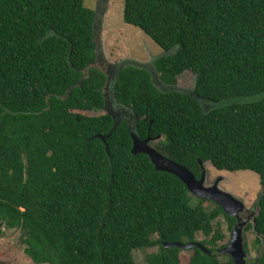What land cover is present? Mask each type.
I'll return each mask as SVG.
<instances>
[{
	"label": "trees",
	"instance_id": "obj_1",
	"mask_svg": "<svg viewBox=\"0 0 264 264\" xmlns=\"http://www.w3.org/2000/svg\"><path fill=\"white\" fill-rule=\"evenodd\" d=\"M124 22L163 51L153 61L161 87L127 64L109 88L133 124L107 110V75L93 67L97 10L0 0V228L22 233L34 264H136L134 252L153 247L146 264H184V250L164 243L198 234L212 255L193 248L187 264H235L218 254L227 235L217 220L231 218L210 201L194 205L178 177L134 155L131 133L159 138L161 154L197 175L199 160L259 175L263 248L264 0H125ZM185 72L193 93L177 88Z\"/></svg>",
	"mask_w": 264,
	"mask_h": 264
},
{
	"label": "rangeland",
	"instance_id": "obj_2",
	"mask_svg": "<svg viewBox=\"0 0 264 264\" xmlns=\"http://www.w3.org/2000/svg\"><path fill=\"white\" fill-rule=\"evenodd\" d=\"M87 8L97 10L98 13V60L93 66L95 68L104 69V65L117 64H134L149 68L154 76L155 82L159 87L162 86L158 73L154 70L153 61L156 57L163 54L162 49L156 45L141 30L124 22L125 0H109L108 3L103 0H84ZM196 83V77L190 72H185L178 77L177 88L182 91L193 93ZM108 92V91H107ZM109 93V92H108ZM206 110L212 109V104L204 103ZM106 113V111L91 112L89 115L98 116ZM155 142L150 145L155 146ZM206 172L209 175L208 183L214 182L216 178H223L220 184L222 190L230 192L235 198L241 200L247 208H254L259 200L263 188L260 183V177L254 172H221L217 171L211 162L205 163ZM196 198V197H195ZM196 198L194 205L198 204ZM207 208H214L213 202L205 203ZM258 208L256 209V214ZM222 224L226 233V222L223 217L217 220ZM22 233L16 230L5 231L0 228V264H34L25 253V245L22 243ZM198 242L204 240L202 234L196 236ZM254 238L249 237L248 242H253ZM254 245V244H253ZM264 250V247L261 248ZM158 250L157 247L149 248L144 251H135L134 257L136 264H146V256ZM250 250V257L258 258L260 255L258 248ZM191 253L183 251L181 258L184 264L189 263Z\"/></svg>",
	"mask_w": 264,
	"mask_h": 264
},
{
	"label": "water",
	"instance_id": "obj_3",
	"mask_svg": "<svg viewBox=\"0 0 264 264\" xmlns=\"http://www.w3.org/2000/svg\"><path fill=\"white\" fill-rule=\"evenodd\" d=\"M131 136L133 139L132 153L134 155H148L157 171L168 172L178 177L186 185L189 192L196 198L219 205L224 213L230 217H237L240 212L244 211L246 205L241 200L235 198L230 192L221 189L220 184L223 178H219L213 185L207 184L206 168L201 160H199V164L203 172L201 178L198 179L193 171L161 154L156 148L150 145L151 142H156L159 138L153 139L151 136H148V138L142 139L134 132L131 133ZM98 137L106 142L105 137ZM164 246L166 248H180L184 251L198 248L205 254L212 255V252L200 242H191L188 244H183L181 242H165ZM218 253L220 255H230L235 264H245L247 253L244 247L242 230H235L231 242L223 249L219 250Z\"/></svg>",
	"mask_w": 264,
	"mask_h": 264
},
{
	"label": "flooded vegetation",
	"instance_id": "obj_4",
	"mask_svg": "<svg viewBox=\"0 0 264 264\" xmlns=\"http://www.w3.org/2000/svg\"><path fill=\"white\" fill-rule=\"evenodd\" d=\"M98 60H100V59H98ZM104 66H105L104 68L106 69V75H107L106 89L110 93V95L108 94V92L106 93L107 110L109 112H111L113 115H115L118 119L126 120L130 124H133V121L135 120L134 118H136V120L138 121V117L137 116L134 117V114L130 110H127L124 107H121L120 105H118V106L115 105L114 100H113V92L109 91V88L111 87L112 82H114L116 80L118 72L125 66V63L124 64H117V65H104ZM141 67H143V66H141ZM115 106H117V107H115ZM151 143H153V142H151ZM205 171H206V169H205ZM202 172H203V169L200 165L199 175L195 174L198 179L201 178ZM206 175H207V182H208L209 175L207 174V172H206ZM218 179L219 178H216L214 182L210 183V185L215 184ZM222 182H223V180H222ZM258 201H257V203H258ZM257 203H256V206H254V208H252V209L247 208L245 206L244 211L240 212L237 217H230V216L225 214L226 216L231 218L230 220L227 219L225 216H221V217H223V219L226 222V225H225V228H226L225 234L227 235V238L225 240L226 245H228L231 242L232 237H233V233L235 232V230H237V229L242 230L244 247H245V250L247 253L245 264H258V258L260 257V255L258 256V258H255L252 260V258L250 257V250H249L250 248L251 249L253 248L254 250L256 248H258L259 253L261 254L262 246L257 245L258 234L255 231L256 216H257L256 209L258 208ZM221 226H222V224H221ZM223 231H224V229H223ZM249 237L254 238L253 242H248ZM227 256L230 257V259H232V257L230 255H227Z\"/></svg>",
	"mask_w": 264,
	"mask_h": 264
}]
</instances>
